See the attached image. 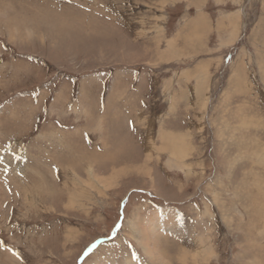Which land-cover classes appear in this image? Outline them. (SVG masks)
<instances>
[{"label":"rangeland","instance_id":"374dc122","mask_svg":"<svg viewBox=\"0 0 264 264\" xmlns=\"http://www.w3.org/2000/svg\"><path fill=\"white\" fill-rule=\"evenodd\" d=\"M0 264H264V0H0Z\"/></svg>","mask_w":264,"mask_h":264},{"label":"bare ground","instance_id":"6f19581e","mask_svg":"<svg viewBox=\"0 0 264 264\" xmlns=\"http://www.w3.org/2000/svg\"><path fill=\"white\" fill-rule=\"evenodd\" d=\"M100 115H101V114H100ZM162 137H163V136H162ZM73 150H75V149H73ZM86 160H87V159H86ZM156 234H157V233H156ZM155 237H156V239H158V238H159V237H158V234H157V235H154V238H153L154 240H156ZM157 237H158V238H157ZM145 248H146V247H145ZM153 249H154V250L156 249V245H155V244L153 245ZM153 249H152V250H153Z\"/></svg>","mask_w":264,"mask_h":264}]
</instances>
